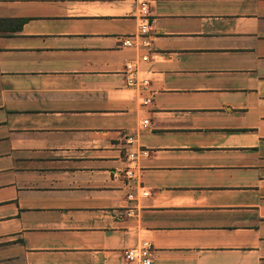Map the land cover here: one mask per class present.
Wrapping results in <instances>:
<instances>
[{
  "label": "crops",
  "instance_id": "1",
  "mask_svg": "<svg viewBox=\"0 0 264 264\" xmlns=\"http://www.w3.org/2000/svg\"><path fill=\"white\" fill-rule=\"evenodd\" d=\"M143 242L264 264V0H0V264Z\"/></svg>",
  "mask_w": 264,
  "mask_h": 264
},
{
  "label": "built area",
  "instance_id": "2",
  "mask_svg": "<svg viewBox=\"0 0 264 264\" xmlns=\"http://www.w3.org/2000/svg\"><path fill=\"white\" fill-rule=\"evenodd\" d=\"M142 10L144 11V18H145V23L142 24L141 26V34L146 35L149 31V23L147 21V16H148V10L146 7V3H142ZM123 46H131L132 42L129 39L123 40L122 41ZM143 44L148 45L149 40H145ZM146 60V58H143ZM127 69L130 70V73H133L134 70L130 64H128ZM146 83V82H145ZM133 81L129 80L128 85L131 86L133 85ZM148 100L147 102H149ZM146 122V121H145ZM147 195L146 193H144ZM125 260L129 264H152V246L148 242H143L141 243L138 247L130 249L126 252L125 254Z\"/></svg>",
  "mask_w": 264,
  "mask_h": 264
},
{
  "label": "rangeland",
  "instance_id": "3",
  "mask_svg": "<svg viewBox=\"0 0 264 264\" xmlns=\"http://www.w3.org/2000/svg\"><path fill=\"white\" fill-rule=\"evenodd\" d=\"M149 32V31H148ZM143 36H145V38H148V33L146 34V35H143ZM147 122V121H146ZM145 122V123H146ZM127 174H129V175H131L132 176V173H130V172H127ZM147 194V193H146Z\"/></svg>",
  "mask_w": 264,
  "mask_h": 264
}]
</instances>
